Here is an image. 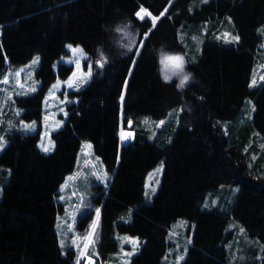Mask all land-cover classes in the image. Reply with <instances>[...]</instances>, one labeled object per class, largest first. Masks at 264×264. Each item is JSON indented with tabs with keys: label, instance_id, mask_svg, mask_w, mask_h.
I'll list each match as a JSON object with an SVG mask.
<instances>
[{
	"label": "trees",
	"instance_id": "obj_1",
	"mask_svg": "<svg viewBox=\"0 0 264 264\" xmlns=\"http://www.w3.org/2000/svg\"><path fill=\"white\" fill-rule=\"evenodd\" d=\"M194 1L0 0V74L8 64L23 65L41 56L40 86L17 97L23 118L38 120L39 129L10 134L0 155V165L11 169L0 200V264H77L78 252L64 251L59 242L56 223L65 206L57 198L84 141L93 143L112 173L110 186L96 198L107 239L116 217L136 206L131 223L119 225L143 242L132 264H166L172 245L168 235L181 218L196 223L182 264H233L230 216L204 209L207 193L223 185L240 187L233 215L264 244V171L255 158L264 146V82L250 88L262 44L258 28L264 24V0H210L197 6ZM142 9L143 18L136 15ZM223 24L240 35L238 45L224 44L211 33ZM193 33L203 37L199 52L186 42ZM69 44L83 48L84 66L91 62L93 77L70 93L76 101L52 134L53 151L44 153L39 148L43 102L57 77L73 72L64 63L58 73L54 70ZM162 54L173 58L168 62L176 71L169 73L171 83L163 78ZM181 68L194 74L183 91L176 88ZM248 97L256 105L254 118L239 126L235 121ZM180 105L184 111L170 142L141 134V116L163 119ZM131 120L134 136L122 144L121 124L129 126ZM225 122H233L230 137ZM235 128L242 137L234 140ZM255 130L261 135L251 144ZM162 160L161 187L154 201L145 204L146 175ZM251 250L253 255L241 264L257 256Z\"/></svg>",
	"mask_w": 264,
	"mask_h": 264
},
{
	"label": "rangeland",
	"instance_id": "obj_2",
	"mask_svg": "<svg viewBox=\"0 0 264 264\" xmlns=\"http://www.w3.org/2000/svg\"><path fill=\"white\" fill-rule=\"evenodd\" d=\"M210 0H195L194 5H202ZM146 13L140 12V17ZM162 14L159 18H161ZM159 20V19H158ZM208 27H203L205 31ZM233 29V30H232ZM229 24H223L220 30H212L217 40L227 45H238L241 37L235 29ZM1 32V29H0ZM258 34L262 39V44L258 50L253 65L250 88L256 89L264 82V24L258 28ZM186 35H183L185 38ZM239 37V39H234ZM203 41L201 35L193 33L187 44L193 45L191 51L199 48ZM141 48V47H140ZM72 49L82 50L83 55H74ZM68 54L61 57L54 64L55 72H59L60 64L64 63L73 66V72L67 78L58 76L56 81L48 90L43 102L42 130L39 141V148L43 151L42 145L50 148V153L55 147L52 134L60 129L69 114V105L76 101L70 96L72 91L80 90L85 84L91 81L93 72L89 74L88 68L84 66L87 54L83 48L78 45L69 44L67 47ZM202 51V50H201ZM39 57L37 63L33 61ZM41 64V56H34L28 63L23 65L8 64L7 68L0 74V143L4 145L0 149V155L10 144L9 135L14 132H23L25 134L36 133L39 129L38 120L27 121L23 118L24 108L18 103L17 97L28 95L37 90L41 80L37 76V71ZM58 85V87H57ZM70 85V86H69ZM32 89H35L33 91ZM184 111V106L180 105L171 110L170 114L163 119H156L152 116H141L139 127L141 134L148 132V140L170 142L180 123V117ZM256 111V105L252 97L246 98L241 109L239 118L235 124L245 125L247 120H253ZM243 113V114H242ZM175 117V121L173 118ZM31 126V127H29ZM233 122L223 123V130L230 137V131L234 129ZM134 125L131 127L124 125L122 122L120 129L121 143L129 142L134 136ZM172 133L169 139L163 138ZM256 131V130H255ZM258 131L253 133L251 144L255 143V136ZM235 138L242 137L241 129L235 128L233 134ZM261 135V134H259ZM258 136V135H257ZM260 146V145H259ZM260 159L259 169L264 171V146L255 154ZM165 171V163L162 160L155 168L150 170L145 178V190L143 203L150 204L157 195ZM11 169L0 165V200L2 199L4 186L8 182ZM112 182V173L105 166L102 158L94 151L91 141L82 143L77 164L73 172L68 174L65 181L60 187V194L57 198L64 204V211L59 213L56 223V231L59 235V242L64 251L74 249L78 252L77 264H132L136 255L143 247L141 238L128 231L122 230L120 224L131 223L136 206L130 207L125 214H120L114 221V229L109 234L108 239L105 237L103 218L99 219L102 211V204L96 201L100 191L107 189ZM240 187L237 185H223L219 189L209 191L204 201V209L215 210L230 216L228 229L234 230V238L229 245L231 251V261L233 264H241L242 261L248 260L247 255H253L254 248L258 253L254 260L248 264H264V244L257 237H251L248 231L242 226L233 215V207L237 199ZM196 232V223L181 218L173 224L168 240L172 245L168 249L167 256L164 259L166 264H182L187 258L190 246L194 242ZM115 242V244L113 243ZM228 248V247H227ZM233 251V252H232ZM249 251V252H248ZM244 252H248L247 254Z\"/></svg>",
	"mask_w": 264,
	"mask_h": 264
},
{
	"label": "snow or ice",
	"instance_id": "obj_3",
	"mask_svg": "<svg viewBox=\"0 0 264 264\" xmlns=\"http://www.w3.org/2000/svg\"><path fill=\"white\" fill-rule=\"evenodd\" d=\"M142 11H145V10L142 9ZM136 15L139 17L140 16V13L138 12ZM141 18H143V17H141ZM234 39H237L238 40L239 37H235ZM72 52H73L74 55H76V54H79L80 56L83 55L82 50H80V49H72ZM172 59H173L172 57H167V56H164L163 54L161 56V64L164 67V76H163V78L165 80H167V79H169L171 77V75L169 73H171V74L174 75L175 72H176L175 70H172V69L169 68V63L168 62L170 60H172ZM175 59L176 60H182V58H180V57H176ZM38 61H39V57H36V59L33 61V63L35 64ZM99 66L102 67L103 65L100 64ZM90 73H91V66H89V74ZM57 87H58V85H57ZM32 90L35 91V89H32ZM29 127H31V126H29ZM3 147H4V145L2 143H0V149H2ZM42 148H43V151L44 152H49L50 151V148L47 147V146H43L42 145Z\"/></svg>",
	"mask_w": 264,
	"mask_h": 264
},
{
	"label": "clouds",
	"instance_id": "obj_4",
	"mask_svg": "<svg viewBox=\"0 0 264 264\" xmlns=\"http://www.w3.org/2000/svg\"><path fill=\"white\" fill-rule=\"evenodd\" d=\"M180 70L182 71L183 75L181 76L179 82L176 84V88L179 91H183L187 87V85L192 82L194 74L192 72L184 70V68H181ZM171 80L172 77L167 80L164 79L165 83H171Z\"/></svg>",
	"mask_w": 264,
	"mask_h": 264
},
{
	"label": "water",
	"instance_id": "obj_5",
	"mask_svg": "<svg viewBox=\"0 0 264 264\" xmlns=\"http://www.w3.org/2000/svg\"><path fill=\"white\" fill-rule=\"evenodd\" d=\"M145 41V40H144ZM144 41H143V43H144ZM142 43V44H143ZM132 124H133V121L131 120L130 122H129V127H131L132 126ZM93 262H94V259H91V262H90V264H93Z\"/></svg>",
	"mask_w": 264,
	"mask_h": 264
}]
</instances>
